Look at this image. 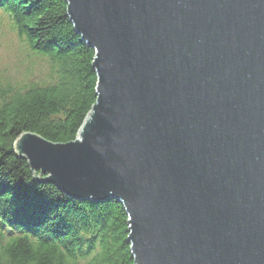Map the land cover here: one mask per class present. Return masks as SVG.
Wrapping results in <instances>:
<instances>
[{"label": "water", "instance_id": "water-1", "mask_svg": "<svg viewBox=\"0 0 264 264\" xmlns=\"http://www.w3.org/2000/svg\"><path fill=\"white\" fill-rule=\"evenodd\" d=\"M95 51L77 139L14 142L41 182L117 200L135 264H264V0H66Z\"/></svg>", "mask_w": 264, "mask_h": 264}, {"label": "trees", "instance_id": "trees-1", "mask_svg": "<svg viewBox=\"0 0 264 264\" xmlns=\"http://www.w3.org/2000/svg\"><path fill=\"white\" fill-rule=\"evenodd\" d=\"M5 27L20 44L17 65H29L23 81L0 77V264H135L122 203L71 199L36 180L40 171L13 146L26 133L77 139L97 101L94 49L75 32L66 0H0Z\"/></svg>", "mask_w": 264, "mask_h": 264}, {"label": "rangeland", "instance_id": "rangeland-1", "mask_svg": "<svg viewBox=\"0 0 264 264\" xmlns=\"http://www.w3.org/2000/svg\"><path fill=\"white\" fill-rule=\"evenodd\" d=\"M0 77L2 75H15L16 78H19L20 81L24 80V67H28L29 64L24 65L22 68H20L17 65V55L20 51V44L16 37L10 33L9 30L5 27L2 32L0 33ZM42 66L37 64L35 66V73L39 75L40 78L44 75V68H41ZM14 146V144H13ZM35 173V172H34ZM41 179H43L42 176H40ZM37 180V179H36Z\"/></svg>", "mask_w": 264, "mask_h": 264}]
</instances>
